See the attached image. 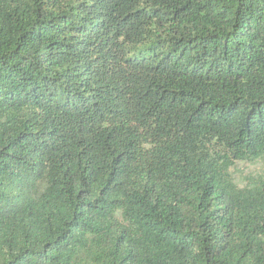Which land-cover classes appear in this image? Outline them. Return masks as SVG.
Here are the masks:
<instances>
[{"label":"trees","instance_id":"16d2710c","mask_svg":"<svg viewBox=\"0 0 264 264\" xmlns=\"http://www.w3.org/2000/svg\"><path fill=\"white\" fill-rule=\"evenodd\" d=\"M0 264H264V0H0Z\"/></svg>","mask_w":264,"mask_h":264},{"label":"rangeland","instance_id":"374dc122","mask_svg":"<svg viewBox=\"0 0 264 264\" xmlns=\"http://www.w3.org/2000/svg\"><path fill=\"white\" fill-rule=\"evenodd\" d=\"M251 171V168L249 166H246L244 164H241L240 165V172H243V173H248Z\"/></svg>","mask_w":264,"mask_h":264}]
</instances>
